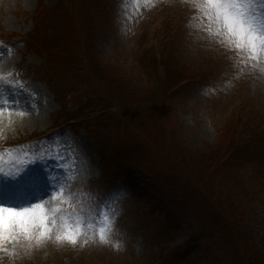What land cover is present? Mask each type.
<instances>
[{
    "label": "rangeland",
    "instance_id": "374dc122",
    "mask_svg": "<svg viewBox=\"0 0 264 264\" xmlns=\"http://www.w3.org/2000/svg\"><path fill=\"white\" fill-rule=\"evenodd\" d=\"M206 2L98 0L95 9L89 10L92 2L85 1L81 9L85 22L91 20L96 31L94 44L89 42L86 47L83 34L79 43L75 42L74 30L61 20L53 33L56 58L46 67L54 55L48 59L46 48L27 45L23 38L41 28L35 18H44L45 8L63 19L69 13L72 17L71 0H0V32L7 41L0 42V188L17 192L10 191L13 209L39 203L51 229L50 238L39 243L38 226L31 229V239L19 229L13 230L10 239L0 240V264H163L158 258L161 250L179 258L176 264H214L215 259L219 264H232L235 255L219 256L218 244L190 243L197 237L192 231L194 223L166 224L167 207L162 205V197L169 201L173 190L164 181L132 166L126 167V172L105 170V163L119 153L114 148L128 151L120 144L134 138L138 142L135 147L157 162L161 178H168L173 186L192 183L203 192L199 173L205 165L204 155L219 143L222 128L235 121L233 113L242 117L237 125L242 137L264 125V56L250 59L218 35L217 25L201 8ZM229 2L249 6L256 17L264 18V0ZM163 18L179 25L181 32L179 42L160 53L165 59L162 66L195 75L168 100L172 115L168 131L176 135L171 134L166 142L145 140L130 128L122 133L113 111H102L103 106H116L137 116L138 109L130 107L132 99L125 94H130L127 88L143 94L145 87L152 89L146 72L150 64L142 55L151 46L148 33ZM88 51L95 56L92 61ZM109 69L115 76L117 72L125 76L119 93L115 79L106 74ZM18 71L20 77L15 76ZM12 100L19 101L23 115L19 110L6 112ZM261 134L264 136V128ZM112 173L117 177L110 185L107 176ZM244 174L251 191L241 203L245 206L241 210L244 227L264 253V165ZM51 185L56 186L55 191ZM40 186L41 193L36 189ZM105 217L112 221L106 244L99 242ZM153 223L164 230L146 227ZM68 230L81 233L76 245L55 240Z\"/></svg>",
    "mask_w": 264,
    "mask_h": 264
},
{
    "label": "trees",
    "instance_id": "16d2710c",
    "mask_svg": "<svg viewBox=\"0 0 264 264\" xmlns=\"http://www.w3.org/2000/svg\"><path fill=\"white\" fill-rule=\"evenodd\" d=\"M85 1L88 0H71L73 9L69 12H71L72 17L69 13L67 19L60 17L58 12L53 9L45 8L44 18H35L37 26L41 28L32 30L23 38L27 45L31 43L35 48L39 45L42 49L46 48L44 50L48 59L52 57V54L54 55L53 60H47L46 67L49 62L53 63L56 58V39L53 37V33L56 24L61 20H66V25L71 30H74L75 40L77 39L75 42L79 43V40H81L79 35L83 34L86 38V47L89 42L94 44L96 31L91 27V20L85 22L84 13L81 9ZM97 1L91 0L92 5H88L89 10L95 9ZM165 20L166 18H163L159 22L160 24L148 33L151 46H148L142 55L147 64H150L146 68V72L150 76L152 89L149 90L145 87L147 92L143 94L135 92L133 88H127L130 94H125L132 99L129 103L130 107L133 106V108L138 109L137 116L130 114L128 110L125 111L123 109L122 111L116 106L107 109L103 106L102 110L110 114L113 111L115 115H112L118 121H115V124L123 127L120 128L122 133L130 128L135 132L137 131L145 140L149 139L151 141L152 138L154 140L159 138L158 141L163 140L164 142L171 138V134L176 135L172 130L168 131V124L172 122L171 112L167 108L168 100L182 88L188 77L193 81L192 77L195 76L193 72L189 74L187 70L175 69L170 71V68L166 69L162 66V62H165V59L160 56V53H165L166 47L175 46V43L179 42L177 36L181 32L179 25L166 23ZM161 26L164 27V34L161 32ZM0 38L4 41L1 32ZM88 55L90 61L95 57L89 51ZM57 58L62 59L60 54H57ZM101 66L107 69L106 65ZM174 68H179V66L175 65ZM113 72L115 71L109 69V73L106 74L111 76V79H115L117 82L115 88L118 87L119 93V90L124 88L126 79L120 72H117L116 76ZM21 76L23 77V75ZM195 82L196 78L194 79ZM94 114H98L97 118L100 116L98 108H96ZM233 114H236L235 121H229L227 127L222 128L223 131L219 143L210 147V152L207 151L204 155L203 162L206 166L204 165V168L199 173L200 181L203 184V192H200V189H196L192 183L183 182L173 186L168 178H161V173L157 172L159 171V165H155L157 162H152L153 158L149 154H144L139 147H135L138 142L134 138H131L132 141L126 144H120V146L125 145L129 148L128 151L121 150V147L114 148L116 151L118 149L119 153L116 156L113 155L109 164L105 163L107 167L105 170L106 173H116V171L119 172L120 170L126 172V167L132 166L145 170L159 181H164L173 190L169 201L162 195V205L167 207L165 213L167 214L166 224L169 221L171 223L174 221L175 223L192 222L195 224L192 231L197 237L191 240L190 243L203 241L209 247L213 245L212 243H216L219 245V256L227 258L235 255L233 257L237 261L235 264H264V253L254 245L251 233L244 227V212H241L242 207H245L241 203L248 199L251 193L247 181L245 182L244 172H250L255 166L264 165V136L261 134L264 125L261 124L257 129L249 130L242 137L238 133L240 127L237 126L238 120L242 117H240L239 113ZM119 134L121 135L120 132ZM111 141L114 143L116 139L111 138ZM115 143L117 144V142ZM174 143L176 146V142ZM144 155L146 156L145 159ZM142 161L145 163H142ZM209 164L210 166L207 168ZM113 173L110 177L107 176L110 185L115 182L117 177L114 178L112 176ZM102 176L106 177L104 171ZM197 197H200V199ZM138 219L140 220V215ZM154 225L155 223L146 224V227L164 230L161 225ZM207 251L208 254L211 253L208 249ZM160 253L158 258L161 259L163 264L164 261L167 264L179 262V258L167 256L168 252L164 250H161ZM174 254H177V252ZM3 255H6V252H3ZM234 260L232 259L233 262H235ZM233 262L232 264H234ZM214 264H219L218 262L216 263V259Z\"/></svg>",
    "mask_w": 264,
    "mask_h": 264
},
{
    "label": "snow or ice",
    "instance_id": "6c2138e0",
    "mask_svg": "<svg viewBox=\"0 0 264 264\" xmlns=\"http://www.w3.org/2000/svg\"><path fill=\"white\" fill-rule=\"evenodd\" d=\"M201 8L205 11L207 19L217 25V34L224 36L237 50L246 52L253 60L264 56V18L256 17L248 10L249 6L229 2V0H207ZM10 104L9 111L19 110L22 115L24 114L25 110L17 108L18 100H12ZM2 108L3 105H0V109ZM51 187L52 191H55L56 186L51 185ZM104 219L105 226L99 229V242L106 244L110 242L111 229L108 225L112 221H109L108 217ZM37 226L41 229L37 239L38 243L46 237L50 238L51 229L48 225V216L39 203L35 207L28 206L21 209L0 207V240L10 239V233L15 229H19L22 234L31 239L30 231ZM80 234L79 230H68L65 234L56 235L55 240L76 245ZM116 247H119V244Z\"/></svg>",
    "mask_w": 264,
    "mask_h": 264
},
{
    "label": "bare ground",
    "instance_id": "6f19581e",
    "mask_svg": "<svg viewBox=\"0 0 264 264\" xmlns=\"http://www.w3.org/2000/svg\"><path fill=\"white\" fill-rule=\"evenodd\" d=\"M19 106L17 105V108H18ZM8 109H9V106H6L5 107V110H6V112H8ZM20 109H23L22 107H20ZM1 189V193H0V206H5V207H8V208H11V209H13V208H15L14 207V205H15V200H13V199H11L10 198V191H11V189H12V193H14V194H16L17 192L16 191H14V188H9V187H4L3 189L2 188H0ZM36 189L38 190V191H40V193H41V191L43 190L42 189V186H40V187H36ZM44 191V190H43ZM33 195H37L36 193H32Z\"/></svg>",
    "mask_w": 264,
    "mask_h": 264
}]
</instances>
